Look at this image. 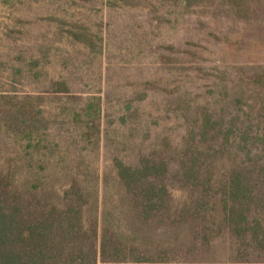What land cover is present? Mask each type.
<instances>
[{
	"label": "trees",
	"instance_id": "obj_1",
	"mask_svg": "<svg viewBox=\"0 0 264 264\" xmlns=\"http://www.w3.org/2000/svg\"><path fill=\"white\" fill-rule=\"evenodd\" d=\"M19 1L0 0V6L13 9ZM2 20L0 264H128L131 258V264H217L211 247L224 233L233 242L220 264H255L254 256L264 254V108L255 110L254 102L263 100L264 71L247 77V93L254 94L235 96L234 113L208 101L196 104L172 160L160 152L136 164L115 158L102 183L97 172L82 170L62 130L77 132L74 143L84 149L96 145L103 94L77 100L62 78L30 91L47 79L56 53L52 45L26 52L24 20ZM61 30L72 44L102 53V37L91 28ZM7 41L12 56L3 54ZM174 106L183 108L180 97ZM125 108L130 115L139 110L131 100ZM169 177L191 187L189 207H174ZM60 179L70 181L69 190L58 189Z\"/></svg>",
	"mask_w": 264,
	"mask_h": 264
},
{
	"label": "rangeland",
	"instance_id": "obj_2",
	"mask_svg": "<svg viewBox=\"0 0 264 264\" xmlns=\"http://www.w3.org/2000/svg\"><path fill=\"white\" fill-rule=\"evenodd\" d=\"M16 18L25 23L23 50L39 54L42 45H52L56 53L47 79L29 86L30 91L62 78L77 100L103 94V132L96 145L84 149L74 143L77 132L62 130L82 170L97 172L101 181L115 158L136 164L160 152L172 160L171 150L180 143L196 104L208 101L234 113L236 107L229 106L235 96L254 94L247 93V77L264 71V0H130L118 5L109 0H20L13 9L0 6L5 24ZM75 24L102 37V53L91 54L62 36L61 29ZM8 43L1 44L4 56L15 53ZM179 63L184 69H172ZM142 93L145 100L139 102ZM262 96L255 110L264 108ZM177 97L183 103L179 110L174 109ZM127 100L137 104L136 114L127 112ZM189 102L192 109L185 111ZM167 184L174 207H189L191 187L171 177ZM56 185L61 191L71 186L64 179ZM232 242L225 233L215 239L210 260L225 263ZM253 261L264 264V254Z\"/></svg>",
	"mask_w": 264,
	"mask_h": 264
}]
</instances>
